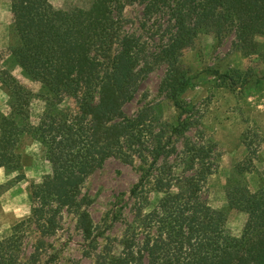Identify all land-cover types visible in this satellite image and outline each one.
Returning a JSON list of instances; mask_svg holds the SVG:
<instances>
[{"label": "trees", "instance_id": "trees-1", "mask_svg": "<svg viewBox=\"0 0 264 264\" xmlns=\"http://www.w3.org/2000/svg\"><path fill=\"white\" fill-rule=\"evenodd\" d=\"M12 2L20 21L17 65L49 93L36 95L44 107L33 125L35 94L0 69V81L13 94L9 113L0 116V167L21 170L14 149L29 133L46 145L52 174L31 184V215L0 239V264H40L42 237L55 230L63 208L76 211L78 229L90 237L93 197L82 193V183L109 158L130 165L138 160L141 173L130 190L133 203L121 194L122 205L112 211L123 226L114 240L121 250L98 264H264V168L258 188L245 180L256 172L258 150L248 143V155L228 180L230 207L247 215L235 236L224 211L207 200L214 143L200 135L195 109L179 101L195 78L180 57L200 32L233 37L236 49L259 52L255 36H264V0H78L64 8L50 0ZM156 68L164 69L158 91L177 109L175 123L158 122L154 103L125 111ZM66 97L75 103L67 112L58 107ZM147 187L162 194L148 211L139 197Z\"/></svg>", "mask_w": 264, "mask_h": 264}, {"label": "rangeland", "instance_id": "rangeland-1", "mask_svg": "<svg viewBox=\"0 0 264 264\" xmlns=\"http://www.w3.org/2000/svg\"><path fill=\"white\" fill-rule=\"evenodd\" d=\"M50 3L54 8H64L78 0H50ZM126 14L132 15L133 10L128 8ZM19 22L12 0H0V69L10 71L35 94L36 99L30 106V121L37 125L44 98L36 95L49 92L42 90L40 82L29 80L17 65L13 50L19 41ZM255 40L260 43L259 52H243L233 47V37L219 40L212 33L200 32L180 57L181 66L195 78L179 96V101L195 109L201 123L200 135L214 143L217 154L215 170L206 183L208 204L224 211L226 228L235 236L241 234L247 215L230 207L226 189L232 169L248 155V143L252 152L258 150L256 172L245 176L251 189L258 188L257 173L264 168V36L258 34ZM163 73V68H156L147 76L135 99L125 106L127 113L133 114L141 105L154 103V116L158 122L175 123L177 109L158 91ZM1 88L4 101L0 103V116L9 113L13 95L2 82ZM74 106V100L69 97L58 105L66 112ZM14 151L20 156L21 170L7 171L0 167V239L8 237L17 223L30 217L33 207L29 193L31 184L40 183L52 174L46 145L31 134H21ZM139 164L138 160L130 165L109 158L89 175L82 183V193L93 197L88 208L93 221L92 234L86 237L78 229L73 208H63L55 217V230L42 237L45 243L39 263L98 264L106 257L118 254L121 247L114 240L121 235L123 226L120 221L112 220V211L116 205H122L121 194H125L126 202L133 203L130 190L139 180ZM142 192L139 197H142L146 211L162 196L150 192L149 187ZM124 212H128V207ZM35 236L42 235L38 232Z\"/></svg>", "mask_w": 264, "mask_h": 264}, {"label": "crops", "instance_id": "crops-1", "mask_svg": "<svg viewBox=\"0 0 264 264\" xmlns=\"http://www.w3.org/2000/svg\"><path fill=\"white\" fill-rule=\"evenodd\" d=\"M0 103L3 104L4 98H3V89L1 88V82H0Z\"/></svg>", "mask_w": 264, "mask_h": 264}]
</instances>
